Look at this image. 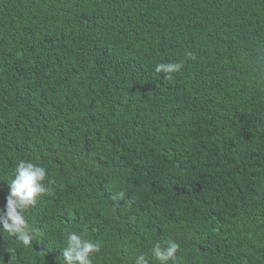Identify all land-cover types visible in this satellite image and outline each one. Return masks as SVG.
Here are the masks:
<instances>
[{
	"label": "trees",
	"instance_id": "trees-1",
	"mask_svg": "<svg viewBox=\"0 0 264 264\" xmlns=\"http://www.w3.org/2000/svg\"><path fill=\"white\" fill-rule=\"evenodd\" d=\"M20 161L46 191L0 264L68 232L91 264H264V0H0V208Z\"/></svg>",
	"mask_w": 264,
	"mask_h": 264
},
{
	"label": "clouds",
	"instance_id": "clouds-1",
	"mask_svg": "<svg viewBox=\"0 0 264 264\" xmlns=\"http://www.w3.org/2000/svg\"><path fill=\"white\" fill-rule=\"evenodd\" d=\"M191 59L192 54L188 53ZM181 62L160 63L155 67L157 73H164L165 79H171L172 73L180 72ZM47 172L31 162L20 161L15 169L13 178L7 183L6 203L0 208V230L17 238L25 247L31 246L35 230L28 224L24 213L35 206L39 197L46 191L44 181ZM3 191V188H0ZM67 247L63 251V264H91L93 254L99 252V247L83 234L68 232L66 234ZM179 245L175 241H167L165 247L157 244L153 248V255L160 264H168L176 259ZM136 264H149L144 255L137 257Z\"/></svg>",
	"mask_w": 264,
	"mask_h": 264
},
{
	"label": "water",
	"instance_id": "water-1",
	"mask_svg": "<svg viewBox=\"0 0 264 264\" xmlns=\"http://www.w3.org/2000/svg\"><path fill=\"white\" fill-rule=\"evenodd\" d=\"M122 205H125V202H122L120 205H118V206H116V207L118 208V207H120V206H122ZM38 250H39V249H38ZM58 254H59V252H53V253L51 254V257H57Z\"/></svg>",
	"mask_w": 264,
	"mask_h": 264
}]
</instances>
